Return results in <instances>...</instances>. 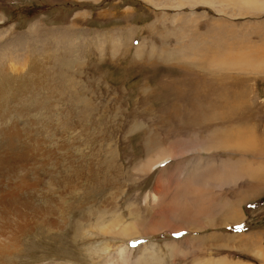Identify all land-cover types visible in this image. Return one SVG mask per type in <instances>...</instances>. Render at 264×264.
Listing matches in <instances>:
<instances>
[{
	"label": "rangeland",
	"instance_id": "rangeland-1",
	"mask_svg": "<svg viewBox=\"0 0 264 264\" xmlns=\"http://www.w3.org/2000/svg\"><path fill=\"white\" fill-rule=\"evenodd\" d=\"M259 56L264 0H0V74L25 61L13 67L21 88L2 107L20 111L21 135L39 140L37 171L22 176L55 226L29 222L17 263L245 264L260 252L264 182L252 179L264 173ZM210 77L234 95L243 88L226 120L228 131L250 136L239 147L219 146L217 121L185 124ZM158 153L178 155L140 173ZM207 162L214 175L199 176ZM225 163L241 178L219 180ZM201 178L209 189L198 188Z\"/></svg>",
	"mask_w": 264,
	"mask_h": 264
},
{
	"label": "bare ground",
	"instance_id": "bare-ground-1",
	"mask_svg": "<svg viewBox=\"0 0 264 264\" xmlns=\"http://www.w3.org/2000/svg\"><path fill=\"white\" fill-rule=\"evenodd\" d=\"M218 50L220 49L219 48L217 50L213 49V51L211 52L213 53L212 56L213 55L216 56L219 54V56L217 57H220L221 56L220 53L223 54L222 50H220L219 52ZM227 58H230V56H227ZM263 59L264 56H259V60L261 63L264 62ZM11 61L8 69L5 70L4 73L0 74V79L3 82V87L0 89V93H1L0 95V264H25L24 261H22V263H17V259H15L16 258L15 254H18L20 259V256L23 253V248L20 247L19 239H21L22 237L23 238L26 237V233L30 230L29 222L30 224H32V222L33 224L40 223L41 226L47 229L46 230L47 232H49V230L54 229L55 226L53 225V222H51L50 219L46 217V213L42 214L41 213L42 210L40 212L37 210V207L39 206H36L37 203L36 191L34 190V187L29 186V184L23 179L24 177L22 176L23 172L27 173L29 171H32L35 173L37 171L36 166L34 164V160H35L34 158L36 155L34 153V148H35V143L38 142L39 140L37 141L33 138L31 139L27 136L21 135L22 133L21 131H23V129H20L19 128L20 126L17 123L19 117H21L20 111H18L17 109L12 110L11 112L4 111L2 107L4 95L6 93L12 92V99H14L16 89L21 88V85L20 84L18 85V83L21 81L19 76L20 73L18 72V69H14L13 67L19 64L22 65L23 68L24 66L23 63H25V61H23L22 63H18L17 61L16 63H12V64ZM229 63L231 64L232 62ZM230 64H229V68H230ZM232 64L234 65V62ZM219 65L223 67L222 69H228V62H225L224 59L221 63H219ZM207 69H211V67ZM221 78H223V76ZM219 81L220 80L218 79L216 82L215 77H210L205 79V84L208 85L207 88H210L208 91L206 90L207 96L204 93L205 94V96L203 95L204 97H201L200 99H197L192 103L193 114H191L189 120L187 119V122H185V124L189 126H197V125L207 126L210 124V122L217 121V125H219L220 128L217 130L216 134L212 135V137H215L214 139L217 140L219 146L222 148L229 147L231 145L239 147L243 142L248 141L250 139V136L244 137V132H242L241 134V133H234L233 130L228 131L227 129L229 125H231L232 121L230 120V122H228L227 124L226 120L231 119L234 114L233 110H236V108L242 105L241 99L244 91L242 87L237 85L238 86L237 88L240 87L242 89H240V92L238 91L236 95H234L233 94L234 92H230L229 89L228 90L226 89L228 85L225 86L222 83H218ZM210 85H213L214 87H210ZM231 96L234 97L236 96L237 100H235V102L234 100L233 102H228V97H230L231 100ZM237 123L238 124L236 128L238 129V127H241L242 122L241 120H237ZM23 127L25 129L26 126L24 125ZM221 129L222 130L224 129V131L222 132ZM245 133L250 134V132H245ZM160 153H158L159 155L150 158L146 163L143 162V164H141L137 168L138 171L144 175L148 174L152 170H154L156 166L158 167L161 163H164L166 160L170 159V157H176L178 155V154L172 155V154H163V153L160 154ZM41 164L44 165L46 163L42 162ZM197 164L199 166V163ZM214 165L215 164L213 162H207L206 165H200V167L203 170H202V174H200L199 176H205V174H208V176L209 174L210 176L214 175L212 173V170L215 168ZM224 166L226 170L225 169L223 170L225 172L215 174L219 176V180L222 181L225 180L228 177V175L235 178L236 180L239 179V177L241 178L240 176L241 172L237 167L234 166L235 168H233L230 163H225ZM259 175H262V178L254 175L252 179L256 182L258 181H260V183L264 182V173L262 174L259 173ZM202 181L203 182L197 183L198 188H200L199 186H201V188L206 187V189H209V187L212 185L211 182L210 183L209 181L206 182V179H202ZM261 186H262L261 184L260 185L256 184V188L258 187V189H260ZM203 198H205V196H203ZM48 205L49 207H51V204L49 202ZM44 211H48V210H44ZM186 211L182 210V212H180L179 214L183 215L184 217L185 216L188 217ZM171 212H172L171 214H173L174 216L179 218L181 217V215L179 216L176 215L178 214L177 210H171ZM234 215L235 214L233 213V216ZM192 217L196 219L195 218L196 216L194 217V215H192ZM194 219L192 220L194 221ZM186 220H188V218H186ZM186 220H184V223H186ZM238 223L240 222H237L236 224ZM106 229L107 228L104 226L101 227V231H105ZM82 234L84 235V232Z\"/></svg>",
	"mask_w": 264,
	"mask_h": 264
},
{
	"label": "crops",
	"instance_id": "crops-1",
	"mask_svg": "<svg viewBox=\"0 0 264 264\" xmlns=\"http://www.w3.org/2000/svg\"><path fill=\"white\" fill-rule=\"evenodd\" d=\"M236 215H234L235 217ZM256 235V240L258 238L261 240V251L257 252L255 255H252V257H249L245 264H264V227L260 230H258ZM259 239V240H260Z\"/></svg>",
	"mask_w": 264,
	"mask_h": 264
}]
</instances>
